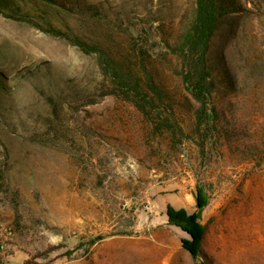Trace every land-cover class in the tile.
<instances>
[{"label": "rangeland", "instance_id": "374dc122", "mask_svg": "<svg viewBox=\"0 0 264 264\" xmlns=\"http://www.w3.org/2000/svg\"><path fill=\"white\" fill-rule=\"evenodd\" d=\"M229 1L209 51L218 116L198 133L167 46L194 0H0V264H264V0ZM105 59L165 90L176 135L105 95ZM201 191L195 257L167 210L195 213Z\"/></svg>", "mask_w": 264, "mask_h": 264}, {"label": "trees", "instance_id": "16d2710c", "mask_svg": "<svg viewBox=\"0 0 264 264\" xmlns=\"http://www.w3.org/2000/svg\"><path fill=\"white\" fill-rule=\"evenodd\" d=\"M53 2L54 0H44ZM195 11L191 21L183 28L181 35L167 46L173 59L178 61L176 70L186 91L197 102L195 111V130L201 133L218 116L217 108L212 103L213 91L216 86L213 69L209 61L211 40L221 25L222 18L233 8L229 0H194ZM42 25L44 30L55 35L70 38L75 44L87 53L98 52L102 59V50L91 45L80 37H71L67 32L55 27L50 21ZM105 73L111 76L115 91L107 94H122L125 98L135 103L145 115L151 116L155 122V130H169L176 135L179 126L171 115H166L163 110L156 109L157 99L163 100L166 92L154 79H151L149 88L144 87L143 79L136 72L124 66H115L111 61H102ZM164 103V101L162 102ZM172 112L174 107L170 106ZM174 113H172L173 115ZM180 130H183L180 128ZM208 204L206 194L201 191L197 195V211L188 213L185 208L176 209L169 205L167 214L172 224L185 229L192 241L185 240V247L197 257L201 251L204 236V227L199 223L204 207ZM101 238V237H100Z\"/></svg>", "mask_w": 264, "mask_h": 264}]
</instances>
